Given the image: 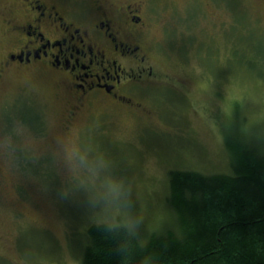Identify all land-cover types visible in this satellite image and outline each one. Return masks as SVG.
Listing matches in <instances>:
<instances>
[{
	"label": "rangeland",
	"instance_id": "374dc122",
	"mask_svg": "<svg viewBox=\"0 0 264 264\" xmlns=\"http://www.w3.org/2000/svg\"><path fill=\"white\" fill-rule=\"evenodd\" d=\"M43 1L82 28L141 16L142 33L126 31L154 76L80 101L69 73L7 59L32 10L0 0V264H80L73 240L118 218L163 233L171 171L231 173L230 140L264 150V0ZM233 42L252 67L230 57Z\"/></svg>",
	"mask_w": 264,
	"mask_h": 264
},
{
	"label": "trees",
	"instance_id": "16d2710c",
	"mask_svg": "<svg viewBox=\"0 0 264 264\" xmlns=\"http://www.w3.org/2000/svg\"><path fill=\"white\" fill-rule=\"evenodd\" d=\"M242 45L233 42L230 57L252 67ZM230 154L231 173L170 172L173 228L155 233L137 220L133 229L119 218L89 225L73 240L80 264H264V150L230 140ZM18 156L24 172L29 164Z\"/></svg>",
	"mask_w": 264,
	"mask_h": 264
},
{
	"label": "flooded vegetation",
	"instance_id": "af4514ba",
	"mask_svg": "<svg viewBox=\"0 0 264 264\" xmlns=\"http://www.w3.org/2000/svg\"><path fill=\"white\" fill-rule=\"evenodd\" d=\"M27 1L32 10L29 20L24 26L12 29L19 30L20 34L25 33V42L18 50L9 52L8 60L19 64L43 60L55 71L69 73L80 92V101L83 94L93 92L114 99L123 98L120 92L122 87L133 83L140 87L152 81V67H146L148 55L140 45L130 42L132 34L127 32L134 28L137 33H142L141 16L123 15L126 21L128 19L125 30L119 22L107 17L92 25L89 22L82 28L88 20L79 17L75 21L67 14H60L54 5L43 0ZM128 9L129 6H126ZM100 41L108 45L109 51L100 46Z\"/></svg>",
	"mask_w": 264,
	"mask_h": 264
}]
</instances>
